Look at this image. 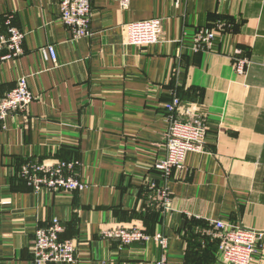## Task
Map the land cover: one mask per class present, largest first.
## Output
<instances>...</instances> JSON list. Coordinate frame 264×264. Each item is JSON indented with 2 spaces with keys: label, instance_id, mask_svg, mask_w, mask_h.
Returning <instances> with one entry per match:
<instances>
[{
  "label": "crops",
  "instance_id": "obj_1",
  "mask_svg": "<svg viewBox=\"0 0 264 264\" xmlns=\"http://www.w3.org/2000/svg\"><path fill=\"white\" fill-rule=\"evenodd\" d=\"M24 32L23 55L0 66V98L26 75L34 99L0 122V264H33L37 227L52 217L77 241L76 264H155L152 240L122 246L101 233L136 225L166 237V264H223L212 221L262 233L250 264H264V0H91L90 36L73 39L59 0H0ZM160 17L159 41L124 44V25ZM224 21L209 51H191L197 28ZM53 44L57 61L39 48ZM240 49L245 74L233 68ZM178 97L200 113L204 151H190L167 182L170 211L151 205L149 180L164 151L162 105ZM183 120H187L186 118ZM25 160L70 162L86 183L75 192H35Z\"/></svg>",
  "mask_w": 264,
  "mask_h": 264
},
{
  "label": "built area",
  "instance_id": "obj_2",
  "mask_svg": "<svg viewBox=\"0 0 264 264\" xmlns=\"http://www.w3.org/2000/svg\"><path fill=\"white\" fill-rule=\"evenodd\" d=\"M178 6L182 0H172ZM126 7L128 0H121ZM60 20L70 31L73 39L91 35L89 28L91 17V0H59ZM5 25L0 30V66L9 60L19 59L23 51L24 32L13 24V15L5 14ZM224 21H217L210 28H197L191 38V51H209L217 34L226 31ZM162 32L160 17L132 21L124 25V44L146 47L159 41ZM44 60L57 61V52L53 44L39 48ZM233 68L243 75L250 63L240 49H235L230 56ZM26 75H19L15 85L0 98V122L13 113H24L32 100ZM166 117V129L163 132L164 151L154 163V169L159 173L160 181L149 180L145 183V191L151 205L160 211H170V194L167 182L172 171H181L184 159L190 151H204L207 128L200 113L186 109L185 118H180L183 112L181 101L173 97L162 105ZM20 175L37 192L43 189L51 193L75 192L87 185L74 171L70 162L57 161L54 164L27 161L22 164ZM213 235L218 239V251L223 264H250L256 251L257 243L262 233L241 225H231L221 219L213 220ZM63 225L57 217H52L44 226L37 227L34 232L32 250L33 264H76L77 241L61 237ZM108 241H117L122 246L133 243L146 244L152 240L162 251V256L155 264H166V237L156 232L148 234L136 225H117L108 227L101 233Z\"/></svg>",
  "mask_w": 264,
  "mask_h": 264
},
{
  "label": "trees",
  "instance_id": "obj_3",
  "mask_svg": "<svg viewBox=\"0 0 264 264\" xmlns=\"http://www.w3.org/2000/svg\"><path fill=\"white\" fill-rule=\"evenodd\" d=\"M27 161L38 162V161H35V160L34 161L33 160H25L24 163L27 162Z\"/></svg>",
  "mask_w": 264,
  "mask_h": 264
}]
</instances>
